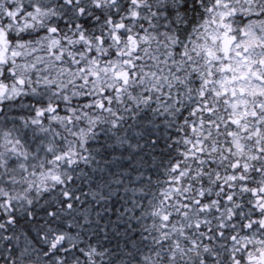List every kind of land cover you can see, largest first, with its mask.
<instances>
[{"label": "snow or ice", "instance_id": "1", "mask_svg": "<svg viewBox=\"0 0 264 264\" xmlns=\"http://www.w3.org/2000/svg\"><path fill=\"white\" fill-rule=\"evenodd\" d=\"M0 264H264V0H0Z\"/></svg>", "mask_w": 264, "mask_h": 264}]
</instances>
